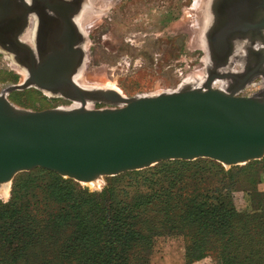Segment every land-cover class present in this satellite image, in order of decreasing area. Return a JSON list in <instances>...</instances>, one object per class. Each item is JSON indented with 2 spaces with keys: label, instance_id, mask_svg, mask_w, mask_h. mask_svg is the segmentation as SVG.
<instances>
[{
  "label": "water",
  "instance_id": "water-1",
  "mask_svg": "<svg viewBox=\"0 0 264 264\" xmlns=\"http://www.w3.org/2000/svg\"><path fill=\"white\" fill-rule=\"evenodd\" d=\"M32 1L0 0V11L19 6L25 14L23 27H27L36 3L53 15L55 23L64 24L73 39L65 50L56 41L37 55L32 46L13 37V45L26 59V77L23 84L0 93V187L17 174L34 169L89 184L167 161L208 159L232 167L264 157V95L237 96L258 70L242 75L207 74L208 82L232 80L233 93L189 89L188 84L174 92L126 99L111 90L84 89L73 81L80 75L84 58L83 35L75 18L89 8L90 0ZM211 2L209 12L217 23L208 30L205 42L212 57L224 58L235 35L249 31L264 34V0ZM242 9L252 19L242 17ZM258 64L264 65V49ZM29 87L62 91L60 97L73 105H84L89 99L91 107L93 102H101L117 108L72 105L30 112L6 99L10 91Z\"/></svg>",
  "mask_w": 264,
  "mask_h": 264
},
{
  "label": "trees",
  "instance_id": "trees-1",
  "mask_svg": "<svg viewBox=\"0 0 264 264\" xmlns=\"http://www.w3.org/2000/svg\"><path fill=\"white\" fill-rule=\"evenodd\" d=\"M191 169L200 176L189 178L191 185L169 170L168 178L142 173L110 182L100 193L80 191L38 169L44 185L37 195V229L23 220L18 192L10 204H0V264H14L22 256L20 242L36 233L37 264H146L155 239L168 235L184 239L186 263L212 257L218 264H264V194L257 211L239 212L232 195L247 187L253 195L255 188L245 183L241 189L240 181L224 185L223 170L213 161Z\"/></svg>",
  "mask_w": 264,
  "mask_h": 264
},
{
  "label": "rangeland",
  "instance_id": "rangeland-1",
  "mask_svg": "<svg viewBox=\"0 0 264 264\" xmlns=\"http://www.w3.org/2000/svg\"><path fill=\"white\" fill-rule=\"evenodd\" d=\"M206 6V0H90L89 8L85 9L80 18L82 22L79 31L84 40L83 47L81 45L84 58L82 70L77 76V85L84 89L115 91L130 99L174 92L188 84L191 86L195 81L206 79L207 67L215 64L212 63L203 31V9ZM237 67L235 65L234 69ZM17 68L0 52V93L23 84L26 75L21 74L22 71ZM247 85L237 94L238 97L249 98L257 95L260 90L263 93L264 76L258 75ZM58 95L29 87L10 91L6 99L14 107L30 112L73 105L70 101L57 98ZM76 104L81 106L74 102L72 108H76ZM94 104V107L91 104L87 109L117 108L105 103ZM208 161L211 160L178 161L185 163L183 167H177V161L161 162L143 170L102 177L89 184L59 177L62 181H72L75 189L88 193H100L110 182L120 179L127 181L142 173L158 172L162 179L168 178L169 170L173 176H180L182 182L191 185L189 178L200 177L193 173L191 166ZM217 164L223 170L224 185L240 181L241 189L247 183L257 191V195H247V187L243 189L245 191L234 193L232 202L235 209L239 212L257 211L261 207V194H264V157L232 167ZM39 177H44V174L38 169L22 172L10 183L0 187V204H10L13 193L18 192L15 201L27 210L23 220L36 229L37 195L44 185ZM165 182L168 184L174 181ZM184 245L180 235L156 238L153 247L146 253V264L186 263ZM39 247L37 233L36 236L25 237L18 246L22 256L13 263L37 264Z\"/></svg>",
  "mask_w": 264,
  "mask_h": 264
},
{
  "label": "bare ground",
  "instance_id": "bare-ground-1",
  "mask_svg": "<svg viewBox=\"0 0 264 264\" xmlns=\"http://www.w3.org/2000/svg\"><path fill=\"white\" fill-rule=\"evenodd\" d=\"M27 1H28V3L30 2V0H27ZM211 1H213V0H206L207 6L205 9H203L204 10L203 18L204 17L205 18L202 20V23H204L203 24V31L206 32L204 34L205 36L207 35L208 30L212 26V23H214L213 25H216L215 23H217L216 18H214V16H213L214 13L211 14L209 12V11H211V9H209V7H210L209 5H210V3H212ZM243 2H245V1L243 0ZM201 8H202V6H201ZM242 10L245 11L246 9H242ZM33 11L35 12L36 10L34 9ZM246 13H247V11H246ZM245 15L250 17V15L248 13ZM256 15H258V13H256ZM81 17H82V15L78 18H75V24L78 25V28L80 27L81 22H82V19H80ZM36 24H37V16L36 15L31 16L29 18L30 28L31 29L34 28L36 26ZM254 35H258L259 39H258L257 43L253 46L254 40L256 39V38H253ZM28 44L31 45L32 48H35V49L38 46L34 41H31V43H28ZM230 46L231 47H229V52L224 56V58L217 59L215 57H212V59H213L212 63H215V64H214V66H213V64H210L211 66L207 67L208 68L207 74H210V72H213V73H217L219 75H223V74L242 75L243 73H245V71H250L252 69L257 71L261 68V65L258 64V55H260L264 49V34H259V33H254V32L249 31L248 33L244 34V36L243 35H235L231 39V45ZM33 51H34V49H33ZM0 52L2 54H4V56H10L12 59L15 58L14 57L15 55L12 53V51L8 50V48H6L2 44H0ZM39 53H40V51L37 50V55ZM235 65H238V67L236 69H234ZM253 66H255V68H253ZM210 70H213V71H210ZM23 74H24V76L26 75L25 72H23ZM258 75L264 76V73H262V72L257 73L253 79H255ZM253 79L248 83V85L253 81ZM73 81L77 84L79 82L77 80V77L73 78ZM188 87H189V89H191V88H193V89L209 88V89L220 90V91H223L225 93H233L235 86L233 84V81L230 79H215L212 82H208L207 78L206 79L204 78L201 81L193 82L191 84V86H188ZM245 87L246 86H244V88ZM46 92L55 93V94L60 95L62 91H54V92L46 91ZM263 95H264V92L262 93V91L260 90V92L257 95H255V97L260 98ZM86 100L87 101H85L84 105L81 102H77V103H80L81 106H84L87 108L88 106H90L92 104V102L89 101V99H86ZM93 103H96V102H93ZM99 103H101V102H99ZM75 106H76V108H78L79 105L76 104Z\"/></svg>",
  "mask_w": 264,
  "mask_h": 264
},
{
  "label": "flooded vegetation",
  "instance_id": "flooded-vegetation-1",
  "mask_svg": "<svg viewBox=\"0 0 264 264\" xmlns=\"http://www.w3.org/2000/svg\"><path fill=\"white\" fill-rule=\"evenodd\" d=\"M30 2H34V1L30 0ZM18 7L19 6H13V9L9 11L8 8L5 7L4 10L0 11V44L4 45L6 48H8V50L12 51V53L15 55L14 59H12L10 56H5V57L11 61V64L18 67L17 69L22 71L21 74H23V72L26 73L25 71L26 59L24 54L13 45L14 44L13 40H15L14 38L17 37V39H19L20 42L26 44L31 43V41H34L38 45L36 49L33 48L34 53L37 54V50H39L40 53L45 52L50 48V46L54 45L56 41H60L61 42L60 47L61 49H64L66 48L68 43L72 42L73 37L71 31H69L64 26V24H61L60 21L58 22L59 24L57 22L55 23L52 20L53 15L47 11H44L41 8V6L37 4H33V10L35 9L36 11L35 12L33 11V13L29 16V18L31 16H35V15L37 16L36 26L31 29L29 26V18H28V26L23 27V19L25 17V14L24 11H22ZM242 12H243L242 17H245L247 19L250 18L245 15L247 14L246 11L242 10ZM215 15L216 16L218 15L217 9L215 10ZM213 24L214 23H212V26ZM253 38L257 39V40L255 39L256 41L254 40V44H253L254 46L257 43L259 37L258 35H254ZM253 68H255V66H253ZM263 68L264 66H261V68L258 70L257 73H261V72L264 73ZM57 98H61L63 101H69L64 96L60 97V95H58Z\"/></svg>",
  "mask_w": 264,
  "mask_h": 264
},
{
  "label": "crops",
  "instance_id": "crops-1",
  "mask_svg": "<svg viewBox=\"0 0 264 264\" xmlns=\"http://www.w3.org/2000/svg\"><path fill=\"white\" fill-rule=\"evenodd\" d=\"M183 264H218V263H217V261L214 258L207 257V258H204L202 260L195 261L193 263H185V262H183Z\"/></svg>",
  "mask_w": 264,
  "mask_h": 264
}]
</instances>
